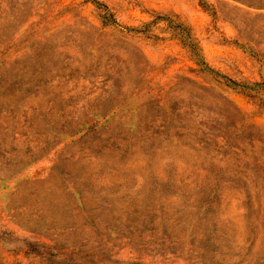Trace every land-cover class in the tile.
Here are the masks:
<instances>
[{"label": "rangeland", "instance_id": "obj_1", "mask_svg": "<svg viewBox=\"0 0 264 264\" xmlns=\"http://www.w3.org/2000/svg\"><path fill=\"white\" fill-rule=\"evenodd\" d=\"M0 264H264V0H0Z\"/></svg>", "mask_w": 264, "mask_h": 264}]
</instances>
